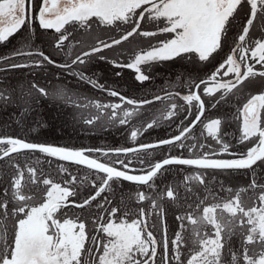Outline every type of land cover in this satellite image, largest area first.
Here are the masks:
<instances>
[{"label": "trees", "instance_id": "trees-1", "mask_svg": "<svg viewBox=\"0 0 264 264\" xmlns=\"http://www.w3.org/2000/svg\"><path fill=\"white\" fill-rule=\"evenodd\" d=\"M157 2L140 6L110 24L92 16L68 21L60 29L41 26L37 13H27L13 32L0 39V137L86 151L102 162L134 172L150 169L167 156L225 158L222 149L235 145L240 131L241 109L247 100L240 88L246 82L230 92L218 89L207 94L204 89L215 82L218 67L236 48L249 18V3L242 0L234 9L218 46L206 59L188 51L147 61L140 66L144 78L139 79L127 65L137 52L168 39L167 32L161 33L167 18L153 13ZM263 33L264 3L251 21L248 42L253 45ZM121 100L129 109L127 115L120 110L113 117L111 104ZM201 109L199 122L174 143L127 154L103 152L177 135ZM215 120L220 121L221 132L208 133L205 125ZM12 147L11 143L0 144V154ZM26 167L33 171L29 189L34 194L40 188L45 192L39 185L43 179L60 182L72 174L81 177L73 196L76 203L92 196L105 179L101 172L40 151L13 152L0 159V218L11 215L10 180L18 168ZM252 171L169 165L145 185L111 179L88 203L73 208L84 211L105 198V206L95 209L102 219L116 208V220L139 221L145 238L153 242V252L139 264H174L173 239L178 232L184 236L185 245L180 248L184 261L188 247H193L187 239L192 213H202L206 202L216 200L204 197L206 193L215 192L217 180L223 177ZM158 195L163 197L161 203L154 205V212L144 221L136 209H145ZM93 224L86 246L100 234L102 225ZM203 228L200 225L196 230ZM236 246L233 239L227 242L222 263L235 264Z\"/></svg>", "mask_w": 264, "mask_h": 264}, {"label": "rangeland", "instance_id": "rangeland-1", "mask_svg": "<svg viewBox=\"0 0 264 264\" xmlns=\"http://www.w3.org/2000/svg\"><path fill=\"white\" fill-rule=\"evenodd\" d=\"M156 1L159 2L153 6V13L167 18L168 24L161 33L167 32L168 39L137 52L127 65L137 72L139 79L144 78L140 66L147 61L172 58L188 51L206 59L218 46L227 19L242 0H57L48 11H44L48 0H0V39L13 32L27 13H37L41 26L60 29L68 21L92 16L110 24ZM247 1L249 18L236 48L218 67L215 82L204 89L207 94L218 89L230 92L246 82L240 88V92L245 91L243 97H247L241 109L240 131L236 144L222 149L225 158L250 156L258 148L264 125V33L253 45L247 40L251 21L264 0ZM253 102L257 103V110L254 115H247L246 107ZM125 103L121 100L111 104L113 117L120 110L123 116L127 115ZM205 126L208 133L217 134L221 124L215 120ZM260 169V174L236 172L228 175L232 177L217 180L218 189L204 196L216 200L206 202L202 213H192L187 239L193 247H188L184 261L180 259L184 236L178 232L173 239L174 264H224L223 249L232 239L239 254L235 264H264V168ZM32 176L28 167L18 168L10 180L11 215L7 213L8 217L5 214L0 218V264H139L153 252V242L145 238L139 221H127L124 217L116 220L113 216L116 208L110 210L107 219L96 213L97 206H105V198L84 211H76L74 206H54L74 200L81 177L72 174L70 179L60 182L43 179L39 185L45 192L40 188L34 194L29 189L34 182ZM145 196L149 198V194ZM162 198L158 195L148 207L137 208L136 212L145 221ZM37 200L42 201L34 204ZM93 223L102 225L100 236L96 234L86 246ZM200 225L203 230H196Z\"/></svg>", "mask_w": 264, "mask_h": 264}, {"label": "water", "instance_id": "water-1", "mask_svg": "<svg viewBox=\"0 0 264 264\" xmlns=\"http://www.w3.org/2000/svg\"><path fill=\"white\" fill-rule=\"evenodd\" d=\"M49 5L45 7L44 11H48L56 5L57 0H48ZM255 103H251L246 107L247 115H250L254 111ZM202 116V109L197 114V116L187 125V127L177 135L168 137L162 140L154 141L151 143L140 144L128 148L110 149L103 151L104 153L113 154H127L136 151H141L144 149L153 148L156 146H162L174 143L180 140L186 133H188L200 120ZM11 143L12 148L8 149L4 153L0 154V159L8 156L16 151L22 150H34L46 153L56 158H60L64 161L74 163L83 167L93 169L95 171L101 172L105 175L104 182L98 188V190L90 196L88 199L81 203H76L74 201L61 202L56 205L60 206H74L81 207L88 203L92 198L96 196L111 179L117 178L125 180L138 185H145L150 182V180L164 167L169 165H188L194 167L203 168H215V169H244L249 168L259 159L264 157V127L260 135V143L257 150L250 156L242 158H215V157H178V156H167L157 162L146 172H134L131 170L123 169L114 165L107 164L98 160L97 158L91 156L86 151L52 145L44 143H36L31 141H26L15 137H0V144ZM51 209V208H50ZM48 210V212L50 211ZM49 214V213H48Z\"/></svg>", "mask_w": 264, "mask_h": 264}, {"label": "flooded vegetation", "instance_id": "flooded-vegetation-1", "mask_svg": "<svg viewBox=\"0 0 264 264\" xmlns=\"http://www.w3.org/2000/svg\"><path fill=\"white\" fill-rule=\"evenodd\" d=\"M253 103H255V107H254V111L250 114L251 116L252 115H254L255 114V112H256V110H257V103L256 102H253ZM263 114V113H262ZM264 115V114H263ZM263 127H264V125H263ZM263 127H262V129H263ZM259 146V145H258ZM257 150V149H256ZM255 150V151H256ZM254 151V152H255ZM253 152V153H254ZM240 158H242V157H240ZM257 167H262V168H264V157H262L261 159H259L257 162H255L252 166H250L249 168H253L254 169V171H256V168ZM248 169V168H247ZM258 171V170H257Z\"/></svg>", "mask_w": 264, "mask_h": 264}]
</instances>
